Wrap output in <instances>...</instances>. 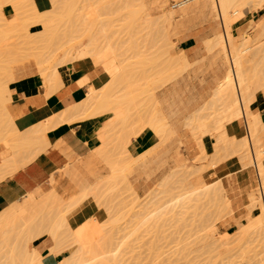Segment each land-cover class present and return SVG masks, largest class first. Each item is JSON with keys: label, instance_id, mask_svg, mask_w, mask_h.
<instances>
[{"label": "bare ground", "instance_id": "obj_1", "mask_svg": "<svg viewBox=\"0 0 264 264\" xmlns=\"http://www.w3.org/2000/svg\"><path fill=\"white\" fill-rule=\"evenodd\" d=\"M67 1L77 6L75 12L65 8ZM248 1H254V8L250 9L252 19L240 35L234 36L232 26L239 20ZM136 4L145 13L153 36L158 38L154 46L166 49L167 53L173 45L172 35L195 25L203 28L199 35H214L210 40L203 38L211 65L222 63L226 67V75L214 95V101L222 102L224 108L212 120L213 124L198 112L185 117V126L191 129L203 155L215 156L221 150L226 151L228 156L240 159L242 168L255 169L256 174L250 171L248 179L252 182L251 178H255L259 196L256 197V190L250 192V208L259 211L250 219L244 233H240L236 246L242 247L247 239H253L260 259L250 261V264H264V126L257 111H252L247 95L252 80L261 75L264 77V14L260 18L256 14L257 9L264 8V0H57L53 5L45 0H0V20L21 23L20 28L27 34L23 35L27 51H23L9 44L10 35L0 33V85L39 78L49 94L62 84V71L68 62H83L95 70L92 72L93 86L86 97L54 115L49 123L40 122L22 130L7 106L0 102V190L15 174L47 154L59 159L61 164L51 182L67 179L77 192L66 204L65 198L56 190L45 193L37 189L22 202L0 208V264H54L56 257L67 247L73 248L65 253L60 264H128L124 257L140 243L141 234L151 235L152 246L160 254L170 250L179 252L181 242L176 236L167 235L166 227L172 221L176 222L192 202L199 204L212 197L214 184L205 183L203 179L189 181L183 187L180 185L179 193L168 201L152 211L135 215L134 224L128 231L122 233V230L121 234L111 231V225L117 220L110 217L115 209L112 202L106 200L109 185L106 186L107 182L98 175L100 166L111 174L110 182L126 181V173L134 174L132 188L136 191L144 177L148 179L156 169L165 168L171 154L169 144L186 143L184 137L176 136L177 125L171 120L184 114L181 112L185 107L181 108L183 102L180 105L177 102L176 86L187 84L185 73L192 63L182 51L176 52L168 61L174 65V70L167 66L164 72L148 75L139 86L124 64V53L118 51L121 46L111 40L117 31L125 32L137 26L139 12L133 9ZM5 6L14 7L16 14L5 17ZM123 13L129 16L120 19L119 15ZM26 14L28 22L23 19ZM31 26L40 29L31 33ZM251 30L258 31L255 39L249 35ZM228 45L231 56L227 52ZM55 53H61L63 57L51 59L50 55ZM204 61L198 62L199 71L204 67ZM184 92L182 90V94ZM241 117L245 123L244 135L241 138L229 136L226 123ZM98 119L103 122L98 128L99 145L95 149L88 148L84 155L63 140L51 145L44 137L56 124L73 125ZM143 131L156 133L161 142L140 156H129L127 145ZM214 132L219 133L218 136H213ZM174 155L172 158L177 165L184 167L183 153ZM153 164L158 167L151 168ZM167 178L169 175L164 173L161 182ZM249 180H246L247 188L250 187ZM217 188L222 190L221 185ZM33 195H37L38 200L29 204ZM90 198L95 199L99 207H104L110 218L102 223L96 221L98 239L91 245H83L74 232L76 218L69 216L84 210L89 205L85 201ZM224 202L225 208L231 211L233 202L227 195ZM53 222L65 228L66 238L55 248H49L39 231L44 224ZM19 223L24 226L21 232L8 231ZM35 228L38 231L34 233L25 231ZM211 237L213 240L205 235L201 247L218 245L221 254L230 259L234 248L228 240L216 235ZM21 238L28 240L23 247L19 246ZM29 241L33 242L32 247ZM246 255L243 253L236 263H245ZM134 262L138 263L136 258Z\"/></svg>", "mask_w": 264, "mask_h": 264}, {"label": "rangeland", "instance_id": "obj_2", "mask_svg": "<svg viewBox=\"0 0 264 264\" xmlns=\"http://www.w3.org/2000/svg\"><path fill=\"white\" fill-rule=\"evenodd\" d=\"M12 8L14 14H16V9L14 7ZM246 8H254V1H248ZM133 9L139 12L137 14V26L125 32L117 31L116 35L112 36L111 40L121 46L118 48V51L125 55L124 64L127 65V70L131 73L137 84L141 86V84L145 82L146 77L154 72H164L167 66L174 70V65L172 66L168 61L172 55L177 52L180 38L183 37V35H199L203 28L201 25H195L191 29L180 31L177 35H172L171 41L173 45L167 53L166 49L160 46H154L158 38L153 36L155 34L151 26L147 24L145 13H142L140 6L136 4ZM256 14L257 17L260 18L264 14V8L257 9ZM128 16L129 14L126 15V13H123L119 15V18L125 19ZM23 19L25 22H28V14H26ZM19 24L17 25L10 21L2 22L0 20V33L2 32L4 35H10V45L16 46L20 50L27 51L23 37V35L27 34L20 28L22 24ZM222 37H224V35H222ZM61 57H63L61 53L50 55L51 59H61ZM90 70L95 73L94 69L90 68ZM99 73L103 75L102 71H99ZM1 86L4 85H0V87ZM247 117L249 118V115ZM240 119L244 121L243 117ZM186 128L191 133V129L189 127ZM182 137L185 138L186 143L178 145V149L185 147V144L189 142V137ZM190 139L197 144L193 136H190ZM178 152L183 153L185 156V166H178L174 160L172 163L168 162L167 167L161 169V179L146 193H140L138 189L136 191L133 190L132 186L135 175L130 173H126V181H109L106 185H109L106 200L112 202L115 209L110 217L112 220H117L116 223L111 225V231H114L116 234H121L122 230V233H124L133 226L135 215L152 211L161 203L168 201L172 195L179 193L180 190L178 187H180V185L183 187L185 184L189 183V181L193 182L198 179H203L204 182L208 184H214L212 186L214 190H211L212 197L203 199L199 204H196L195 201L192 202L189 208L185 209L184 212L179 215L176 222L172 221L166 227L168 229L166 234L176 236L178 241L181 242L179 244L181 247L179 252L173 253V251L170 250L167 253L160 254L159 251L152 246L153 239L151 235L141 234L143 238H141L139 241L140 243L134 250L124 257L125 261H127L128 264H237L236 261L241 260L243 253H245L247 254L245 260H248L243 264H250V261L257 262L260 256L258 255L259 252H257L256 244L252 241L253 239H247L245 245L242 247H240V245L236 246L238 240H240V233H244V229H247L250 219L257 216L259 211L258 209L252 210L250 208V192L256 190V197L259 196L255 178L254 180L252 179L253 177L251 178L252 182L248 179V173L250 171L254 175L256 174L255 169L253 167L250 169L242 168L241 161L238 157L232 155L228 156L229 153L222 150L215 156L203 155L202 152H197L191 157V155L185 152ZM232 158L238 159L240 171L236 174H229L225 179H222L223 175L220 174V168ZM164 173H167L169 178L162 183L161 181ZM240 176L244 179L243 181L249 180V188L243 189V185L238 183L237 178ZM218 185L222 186V190L217 188ZM52 190L61 192V195L66 200V204L72 201V197H74L73 195L75 194L74 192H76L74 187H70L69 183L63 185L59 182H51L46 193ZM226 195L233 202V209L231 211L225 208L224 197ZM85 202L89 204L95 203L97 205V215L96 218L93 219L96 227V221L100 223L109 221V214L104 210V207L98 206L95 199H87ZM258 205L261 207L260 202H258ZM22 227H24L23 223H19L15 228L9 229L8 231L21 232ZM203 229L204 231L202 232ZM25 231L34 233L38 230L36 231L35 228L26 229ZM39 232L43 234L44 239L48 238V242L50 243L49 248H55L58 243L66 238L65 228L56 225L55 222L44 224ZM205 235H208L212 240L213 238L211 235H216V237L228 240L230 246L234 248L229 255L230 259L226 258L224 254H221V247H218V245L202 248L201 245ZM27 241V238H21L19 240V246L23 247L26 245ZM188 244L190 245L188 246ZM29 245L32 247L33 242L29 241ZM72 248L73 247H67L63 249V252L56 257L54 264H60L65 253L71 251ZM135 258L138 263L134 262Z\"/></svg>", "mask_w": 264, "mask_h": 264}, {"label": "crops", "instance_id": "obj_3", "mask_svg": "<svg viewBox=\"0 0 264 264\" xmlns=\"http://www.w3.org/2000/svg\"><path fill=\"white\" fill-rule=\"evenodd\" d=\"M49 5H53L57 0H45ZM65 8L73 13L77 10V6L71 1L64 4ZM5 17H10L14 14L12 6L3 8ZM259 18V17H258ZM252 19L250 9L246 8L240 14V18L232 26V33L238 36L243 32V27ZM38 26H31L30 32L39 30ZM249 35L252 39L258 35L257 30H251ZM214 35H183L178 43L177 52H183L192 66L185 73L188 78L187 84L180 83L176 86L182 116L173 118L172 123L177 125L176 136H185L188 138V143L185 147L178 149V145L174 142L169 144L170 155L169 161L172 163L174 154L178 151L185 152L193 157L194 153L201 152L198 144H196L190 136V133L185 126L187 122L185 117L192 116L198 112H202L205 119L210 123L216 115L223 110L222 102L214 101L215 92L220 85V82L226 75V67L222 63L211 65L209 61V53L204 43V38L209 40ZM205 59L201 71L199 61ZM198 70V71H197ZM63 82L60 86L48 93V88L41 82L39 78L34 80H26L7 84L0 87V102L7 106L11 115L14 116L16 124L22 130L36 126L38 123H49L54 115L70 105L81 102L87 95L88 91L93 86V73L90 67L83 62H68L62 71ZM182 90L185 92L182 94ZM247 95L250 98V106L252 111H257L264 126V77L258 76L252 80L250 87L247 90ZM102 120L98 119L94 122L83 120L77 124L69 125L67 123L56 124L53 128L47 130L44 135L45 139L51 144L63 140L66 143L73 145L74 149L84 155L88 148L95 149L99 145L98 128L102 124ZM213 124V123H212ZM225 130L229 136L241 138L245 133V123L241 119L226 123ZM219 133L214 132L213 136H218ZM175 141V140H174ZM161 142L160 137L152 131H143L136 138H133L126 147V152L129 156H140ZM173 157V158H172ZM237 158L228 160L221 166L220 174L225 179L229 174H236L240 171V163ZM61 167L58 159L52 156L43 154L38 159L30 163L27 168L19 171L14 175L12 180L0 190V208L11 206L15 203L22 202L27 195L41 189L46 193V190L51 185L52 175ZM158 165L153 164L151 168L156 169ZM167 165H165V168ZM99 176L107 183L109 182L108 170L102 169L100 166ZM162 170L156 169L148 179L140 181L138 191L146 193L160 179ZM238 183L243 185V189H247L246 181L242 177H238ZM63 185L69 183L67 179L60 182ZM61 194V192H59ZM77 193V192H74ZM93 200V198H90ZM38 200L37 195H33L29 201L32 204ZM97 205L90 203L84 210H77L70 214L69 218L75 217V235L83 245H91L98 239V231L93 219L97 215ZM80 216L81 218H77ZM46 246H50L48 238L45 239Z\"/></svg>", "mask_w": 264, "mask_h": 264}, {"label": "built area", "instance_id": "obj_4", "mask_svg": "<svg viewBox=\"0 0 264 264\" xmlns=\"http://www.w3.org/2000/svg\"><path fill=\"white\" fill-rule=\"evenodd\" d=\"M227 52H228V55L231 56V51H230L229 45L227 47Z\"/></svg>", "mask_w": 264, "mask_h": 264}]
</instances>
